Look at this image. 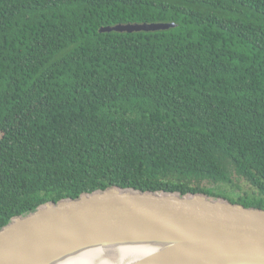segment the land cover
I'll return each mask as SVG.
<instances>
[{
  "label": "trees",
  "instance_id": "1",
  "mask_svg": "<svg viewBox=\"0 0 264 264\" xmlns=\"http://www.w3.org/2000/svg\"><path fill=\"white\" fill-rule=\"evenodd\" d=\"M109 188L264 210V0H0V228Z\"/></svg>",
  "mask_w": 264,
  "mask_h": 264
},
{
  "label": "water",
  "instance_id": "2",
  "mask_svg": "<svg viewBox=\"0 0 264 264\" xmlns=\"http://www.w3.org/2000/svg\"><path fill=\"white\" fill-rule=\"evenodd\" d=\"M101 249L130 252L126 264H264V210L207 195L109 188L44 204L0 228V264H64Z\"/></svg>",
  "mask_w": 264,
  "mask_h": 264
},
{
  "label": "bare ground",
  "instance_id": "3",
  "mask_svg": "<svg viewBox=\"0 0 264 264\" xmlns=\"http://www.w3.org/2000/svg\"><path fill=\"white\" fill-rule=\"evenodd\" d=\"M133 255L122 249H101L66 262L64 264H126L133 260Z\"/></svg>",
  "mask_w": 264,
  "mask_h": 264
},
{
  "label": "rangeland",
  "instance_id": "4",
  "mask_svg": "<svg viewBox=\"0 0 264 264\" xmlns=\"http://www.w3.org/2000/svg\"><path fill=\"white\" fill-rule=\"evenodd\" d=\"M243 187H245V186H243ZM245 188H247V187H245Z\"/></svg>",
  "mask_w": 264,
  "mask_h": 264
}]
</instances>
